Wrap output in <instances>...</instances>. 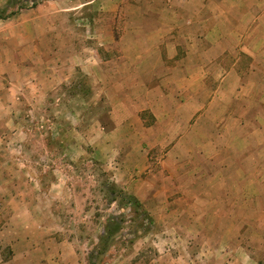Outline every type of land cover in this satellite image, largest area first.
I'll use <instances>...</instances> for the list:
<instances>
[{
	"label": "rangeland",
	"instance_id": "374dc122",
	"mask_svg": "<svg viewBox=\"0 0 264 264\" xmlns=\"http://www.w3.org/2000/svg\"><path fill=\"white\" fill-rule=\"evenodd\" d=\"M163 2L147 13L122 3L120 14L114 0H48L0 21L20 61L0 65V230L26 214L22 264H92L107 219L122 213L94 264H264V12L257 0H218L227 25L216 34L231 39L239 22L227 3H243L249 42L180 48L203 55L200 74L194 58L146 55L169 36L149 30L171 22ZM241 48L248 63L230 74ZM120 191L142 208L120 205ZM11 260L2 248L0 263Z\"/></svg>",
	"mask_w": 264,
	"mask_h": 264
},
{
	"label": "crops",
	"instance_id": "0c3cea01",
	"mask_svg": "<svg viewBox=\"0 0 264 264\" xmlns=\"http://www.w3.org/2000/svg\"><path fill=\"white\" fill-rule=\"evenodd\" d=\"M115 5L113 10H117L120 12V14H123L122 10L130 8V10L136 11V13H147V10H151L153 12L154 9H152V1L154 0H114ZM159 1V0H157ZM218 0H167V2H163L161 4V9H157V13H161V16H168L171 20V22H168V24H158V27L155 28H150L149 30L152 32H162V33H168V39H158V41H155L151 47H148L146 49V55L149 52V49L151 48H158L159 52L157 53V60L162 63H183L187 60L189 63L191 61V58L193 59V62H197L199 64L198 67V73L202 74L203 73V67L202 65V54H196L194 53V56L191 55V52L185 53L183 51L180 53V48L185 49V47H190L193 46L195 49H198L200 51L207 43L209 42L211 46V50L215 48H226L229 46H232V48L236 49L239 47H244L249 40L247 37H244V25H240L242 21V17L245 16V11L246 8L239 3L229 5L228 10L233 11V15L236 16L237 21L239 22L238 25H236L233 28L227 29V36L231 38L230 40H224L221 39L216 33L218 28L220 27V24H225L226 23H219L217 20L218 17ZM258 1V6L259 10L261 12H264V0H257ZM117 2V4H116ZM113 3V2H112ZM122 3H125V7L121 6ZM197 5V7H196ZM193 7V9H190L189 7ZM261 6V7H260ZM141 8V10H139ZM160 8V6H158ZM231 8V9H230ZM165 12H167L165 14ZM187 15L191 16L192 20L186 22V17ZM232 16V15H231ZM238 16V17H237ZM1 24V22H0ZM210 27H209V25ZM219 24V25H218ZM243 26V27H242ZM239 29L242 30L243 34L238 35L237 32ZM191 31L194 32V34L189 38L186 39L184 37V32ZM177 33L176 35L170 36L172 33ZM236 32V33H235ZM235 34V35H234ZM258 39L256 40L257 45L260 47H264V34L258 33ZM177 38V39H176ZM21 39L24 41L25 38L21 37ZM193 41V45H190L188 43V40ZM7 40V41H6ZM9 38L4 37V33L0 34V65L4 64L6 66L7 64L10 63H15L17 61H14L11 59V57L7 54L5 50V42H8ZM178 49V50H177ZM240 52V48H239ZM241 52H243V49L241 48ZM23 54V53H22ZM181 54V56H180ZM245 54H249L248 49L245 51ZM214 56V54H212ZM191 57V58H190ZM14 58V57H13ZM215 58V59H214ZM211 59L210 63L213 61H216L218 56L214 57ZM240 65H237L235 69H232L230 71V74H233V71L239 72L240 68L243 67L246 63H248V58L244 55L241 56L240 58ZM258 61L260 63L261 68L264 67V56L262 58H259L258 56ZM257 61V63H258ZM17 63H20L18 61ZM238 64V61L236 62ZM184 71L183 69H181ZM264 71V69H262ZM196 71V70H195ZM197 73V71H196ZM184 78L187 77V74H183ZM191 77V75H190ZM242 79V78H241ZM0 81H3V78L0 76ZM1 99L3 98L1 96ZM4 109L6 110L5 106L3 107L2 110H0V116L4 112ZM220 122V121H219ZM219 122H216L215 120V125L212 126H219ZM20 205V203L18 204ZM26 216L24 212H18L16 217L13 218L15 219V223L13 222L12 226L7 224L6 227L2 228L0 230V253L1 249H7L12 251V260L9 263H4V264H22L23 260L25 259V246L27 245V238L26 234L24 232V225L22 219ZM12 219V218H10ZM3 264V263H0ZM195 264V263H194ZM229 264H235L233 262Z\"/></svg>",
	"mask_w": 264,
	"mask_h": 264
},
{
	"label": "trees",
	"instance_id": "16d2710c",
	"mask_svg": "<svg viewBox=\"0 0 264 264\" xmlns=\"http://www.w3.org/2000/svg\"><path fill=\"white\" fill-rule=\"evenodd\" d=\"M46 1L48 0H7L6 5L3 8H0V21H7L16 18L22 11L37 8L40 4ZM119 194L123 195V200H126V203L119 204L126 207V209L132 208L137 212L140 207L142 208V204L137 198L124 194L122 191H120ZM124 223L125 213L118 216H109L104 226L103 233L99 237L98 244L89 255V260L92 264H94V260L97 261L108 253L112 242L116 235L122 230Z\"/></svg>",
	"mask_w": 264,
	"mask_h": 264
}]
</instances>
